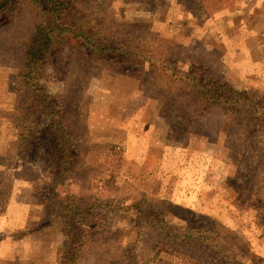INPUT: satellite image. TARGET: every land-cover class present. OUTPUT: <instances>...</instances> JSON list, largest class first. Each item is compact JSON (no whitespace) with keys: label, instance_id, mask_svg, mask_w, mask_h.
<instances>
[{"label":"rangeland","instance_id":"obj_1","mask_svg":"<svg viewBox=\"0 0 264 264\" xmlns=\"http://www.w3.org/2000/svg\"><path fill=\"white\" fill-rule=\"evenodd\" d=\"M99 1L116 23H147L143 40L174 52L182 65L206 60L213 75L225 73L238 87L264 92V0H227L221 8L214 0L203 6L193 0ZM21 57L19 45L0 51V264H57L66 234L41 194L47 171L38 163L22 171L25 143L14 117ZM75 70L48 68L39 78L65 114L90 128L81 141L75 190L107 200L139 191L140 198L161 197L211 215L235 234L228 239L235 264H264V176L253 171L260 151L242 124L220 113L198 116L172 84L143 88L137 74L96 61L76 63ZM98 221L109 229L105 242L72 263L208 264L203 253L146 232L131 213L101 211Z\"/></svg>","mask_w":264,"mask_h":264},{"label":"trees","instance_id":"obj_2","mask_svg":"<svg viewBox=\"0 0 264 264\" xmlns=\"http://www.w3.org/2000/svg\"><path fill=\"white\" fill-rule=\"evenodd\" d=\"M193 1L205 4V0ZM214 1L221 2L218 8L228 4L227 0ZM108 7L99 0H0V51L17 45L22 51L14 114L25 143L20 153L22 171L30 163H38L39 171L46 169L48 181L41 194L66 234L57 264H74L79 257L90 255L96 244L105 242L103 234L109 229L98 221L101 211L131 213L146 232L203 253L208 264H235L234 244L228 241L235 234L211 215L161 197L140 198L139 191L107 200L93 190H75L81 141L90 136V128L86 121L65 114L39 78L48 68L75 73L76 63L82 61H96L130 76L137 74L143 88L175 85L198 116L220 113L239 121L260 151L253 171L260 170L264 176V92L238 87L225 73L213 75L206 60L182 65L174 52L143 40L140 32L147 23H116L110 19ZM125 27L133 29V35L122 31ZM46 119L56 120V125L45 124ZM36 153L40 160L35 159ZM235 248L245 249L243 245Z\"/></svg>","mask_w":264,"mask_h":264}]
</instances>
